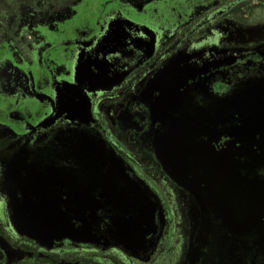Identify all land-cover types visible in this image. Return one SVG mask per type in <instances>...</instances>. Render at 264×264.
Returning a JSON list of instances; mask_svg holds the SVG:
<instances>
[{"label":"flooded vegetation","instance_id":"af4514ba","mask_svg":"<svg viewBox=\"0 0 264 264\" xmlns=\"http://www.w3.org/2000/svg\"><path fill=\"white\" fill-rule=\"evenodd\" d=\"M79 67L99 132L161 202L140 221L137 247L41 244L15 231L0 193V264H264V200L201 226L156 155L151 114L160 92L190 91L211 110L199 137L215 152L264 155V0H0V144L10 130L32 145ZM240 83L241 106L229 96Z\"/></svg>","mask_w":264,"mask_h":264},{"label":"water","instance_id":"95a60500","mask_svg":"<svg viewBox=\"0 0 264 264\" xmlns=\"http://www.w3.org/2000/svg\"><path fill=\"white\" fill-rule=\"evenodd\" d=\"M76 75L79 84L57 90V106L36 127L32 145H20L10 130L11 141L0 144V193L9 221L17 233L41 244L102 238L137 247L140 221L148 220L151 204L161 200L99 132L80 67ZM189 92H160L153 99L151 114L159 122L153 127L154 145L164 170L193 202L192 218L201 216V226L210 227L217 213L229 216L230 206L264 200V155L248 154L245 147L238 155L215 152L199 137L209 128L211 110L197 108ZM229 96L241 106L249 94L240 83ZM99 214L107 220L102 231Z\"/></svg>","mask_w":264,"mask_h":264}]
</instances>
